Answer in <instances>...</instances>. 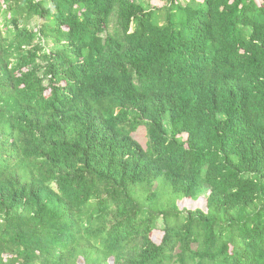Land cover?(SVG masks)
Segmentation results:
<instances>
[{"label":"trees","instance_id":"1","mask_svg":"<svg viewBox=\"0 0 264 264\" xmlns=\"http://www.w3.org/2000/svg\"><path fill=\"white\" fill-rule=\"evenodd\" d=\"M0 264H264V0H0Z\"/></svg>","mask_w":264,"mask_h":264},{"label":"rangeland","instance_id":"2","mask_svg":"<svg viewBox=\"0 0 264 264\" xmlns=\"http://www.w3.org/2000/svg\"><path fill=\"white\" fill-rule=\"evenodd\" d=\"M145 127H142L140 130H139V133L135 136L136 139L141 143V145H143L145 147L146 145V139H145ZM186 205V203H185ZM197 205V204H195ZM200 205H202V203H200ZM157 238V239H156ZM154 239L155 241H158V239L160 240L161 239V235L160 234H154Z\"/></svg>","mask_w":264,"mask_h":264}]
</instances>
